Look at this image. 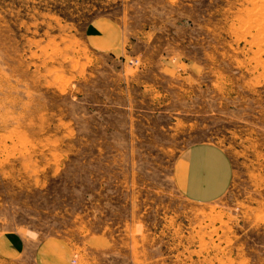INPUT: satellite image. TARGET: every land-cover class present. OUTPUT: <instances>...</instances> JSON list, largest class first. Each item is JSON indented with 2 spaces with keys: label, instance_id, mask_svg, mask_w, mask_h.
Here are the masks:
<instances>
[{
  "label": "rangeland",
  "instance_id": "obj_1",
  "mask_svg": "<svg viewBox=\"0 0 264 264\" xmlns=\"http://www.w3.org/2000/svg\"><path fill=\"white\" fill-rule=\"evenodd\" d=\"M113 23L121 49H94ZM229 152L223 200L174 182ZM0 264H264V0H0ZM2 245L0 244V249Z\"/></svg>",
  "mask_w": 264,
  "mask_h": 264
},
{
  "label": "crops",
  "instance_id": "obj_2",
  "mask_svg": "<svg viewBox=\"0 0 264 264\" xmlns=\"http://www.w3.org/2000/svg\"><path fill=\"white\" fill-rule=\"evenodd\" d=\"M88 42L94 49L113 53L121 49V37L113 23L99 21L88 29ZM174 182L190 202L211 205L227 196L232 187L234 167L229 152L214 143H196L183 152L174 165ZM0 249L21 255L26 251L25 239L17 233L4 235ZM39 264H61L55 254L42 243L37 249Z\"/></svg>",
  "mask_w": 264,
  "mask_h": 264
}]
</instances>
